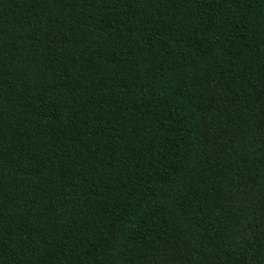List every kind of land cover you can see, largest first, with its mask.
<instances>
[{
	"label": "trees",
	"instance_id": "obj_1",
	"mask_svg": "<svg viewBox=\"0 0 264 264\" xmlns=\"http://www.w3.org/2000/svg\"><path fill=\"white\" fill-rule=\"evenodd\" d=\"M0 264H264V0H0Z\"/></svg>",
	"mask_w": 264,
	"mask_h": 264
}]
</instances>
